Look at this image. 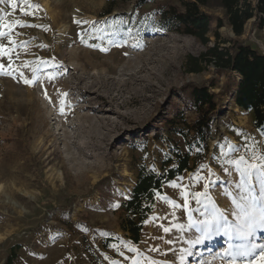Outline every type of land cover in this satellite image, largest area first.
Listing matches in <instances>:
<instances>
[{
	"label": "rangeland",
	"instance_id": "374dc122",
	"mask_svg": "<svg viewBox=\"0 0 264 264\" xmlns=\"http://www.w3.org/2000/svg\"><path fill=\"white\" fill-rule=\"evenodd\" d=\"M31 2L41 9L29 16L20 11L21 7L31 11L20 0L15 10L0 5L10 13L9 22L20 20L48 29L14 27L13 39L18 44L28 42L17 49L15 63L54 57L63 68L51 81L47 74L56 70L45 68L34 85L18 82L19 77L0 76V264H8L13 249L17 256L12 264H131L129 258L136 256L156 264H181L185 250L191 255H185L184 264H228L221 258L228 241L223 234H214L203 244L187 243L199 233L187 229L182 194L196 208L188 193L207 190L204 204L209 213L224 211L229 222L235 220L230 212L236 176L218 145L224 144L226 151L229 143L239 145L241 151L235 155L251 158L260 155L264 143V128L257 130L252 112L242 111L234 102L233 83L238 76L213 67L189 73V58L200 57L206 46L189 36L153 27L140 32L134 27L132 19L154 14L159 6L180 8L178 0ZM203 11L213 19L210 46L218 41L223 47L245 45L264 53V33L254 20L246 24L242 36H236L219 0H211ZM115 17L123 18V23L113 22L109 31L131 27L133 34L113 37L109 43L104 22ZM217 19L223 20L219 39ZM74 20L98 23L93 28L91 23L81 26ZM82 31L87 44L78 35ZM31 68H22L29 78ZM189 85L210 87L219 103L207 159L164 186L144 223L140 243L134 244L122 227L126 218L122 204L133 191L141 166L160 173L170 144L179 143L184 149L181 138L168 137L164 123L183 111L190 122L195 119L187 109L184 90ZM64 92L67 106L61 115L59 100ZM161 130L165 139L154 140ZM246 139L249 145L257 142L255 152L244 150ZM194 176L205 179L194 182ZM173 183L182 187H172ZM164 196L170 201L166 203ZM193 217L205 218L199 212H193ZM164 227L172 231L165 233ZM257 240L264 242V232L258 231Z\"/></svg>",
	"mask_w": 264,
	"mask_h": 264
},
{
	"label": "trees",
	"instance_id": "16d2710c",
	"mask_svg": "<svg viewBox=\"0 0 264 264\" xmlns=\"http://www.w3.org/2000/svg\"><path fill=\"white\" fill-rule=\"evenodd\" d=\"M211 0H178L181 7L159 6L154 14L145 15L132 23L140 32L156 28L159 32L176 33L189 36L207 47L200 57H190L187 68L189 73H201L209 67L218 72H227L238 76L233 83L236 90L234 102L242 111L252 112L254 127L264 128V53L250 46L235 44L223 47L220 42L212 46L210 34L213 19L203 11ZM225 10L229 25L236 36L244 34L245 26L254 20L264 33V0L253 4L250 0H219ZM108 13L107 15H110ZM156 16L158 18H156ZM223 27V20L217 19L215 36L220 38L218 30ZM187 98V109L195 113L189 121L185 112H177L172 119L166 120L164 128L168 137L182 139L184 149L179 143L170 144V153L162 164L160 173L145 166L138 171L137 182L129 198L122 204L126 218L122 223L123 230L130 235L134 244H139L144 223L152 214L156 196L161 194L165 185L186 172H191L195 164L203 163L209 153L212 139V123L219 110L217 96L210 87L189 85L184 90ZM165 134L156 131L154 140L163 141ZM13 249L8 264L16 258Z\"/></svg>",
	"mask_w": 264,
	"mask_h": 264
},
{
	"label": "snow or ice",
	"instance_id": "6c2138e0",
	"mask_svg": "<svg viewBox=\"0 0 264 264\" xmlns=\"http://www.w3.org/2000/svg\"><path fill=\"white\" fill-rule=\"evenodd\" d=\"M22 5H26L31 11H25L24 7L20 8V11L24 15H34L35 11L40 10L41 6L36 3H32L31 0H20ZM9 4L13 10L17 9V0H0V5ZM10 15L8 11L4 8H0V76H10L13 79L19 77L18 82L22 81L26 85H34L40 79V73H42L45 68H52L56 71L48 72L49 81L56 78L59 75L60 70L63 68L61 64L55 62L53 57L51 60H37L35 62L27 61L23 64H16L14 60L15 57H19L17 49L24 48L27 46V41L22 43H17L13 39V29L16 26L19 27H41L45 31L48 29L42 25L36 24H26L20 20H15L9 22L7 17ZM78 25H85L91 23L93 28L98 23L96 21H83L74 20ZM113 22L118 24L123 23V18L115 17L113 21H105V35L109 38V43L113 42V37L119 38L123 34L125 37L131 36L133 34V28H111ZM7 29V30H4ZM138 31V30H137ZM81 42L87 44L84 40L85 33L82 31L78 34ZM103 39L104 37H97ZM6 41V42H5ZM124 44L127 43V39H124ZM89 47H95L96 45H88ZM122 46V45H121ZM134 47H139V44L133 45ZM41 47H47V45H41ZM102 51H107L105 48H101ZM32 63H37L39 67L31 68ZM22 68H31L33 73L32 77L29 78L25 75ZM68 96L67 92L60 93L59 100V111L61 115L65 114L66 109V98ZM45 97L51 103V97L47 95V90L45 89ZM264 134V130H262ZM257 142L252 141V144L247 143L243 146L244 150L255 152ZM261 153L258 157L254 156L247 158L245 156L237 157L235 154L241 151V146L232 145L229 143L227 145V151L225 150V145L220 144L218 148L220 149L221 156H227V163L233 166L234 175L236 176L235 183L233 185L235 189V194L232 195L231 203L234 206V210L230 212V215L235 217V220L229 222V214L224 211H212L209 213L207 206L204 204V200L208 198L209 192L206 190L204 192H192L188 193V189H184V193H188L195 200L196 208H192L191 202L188 200V196L182 194L184 199L183 207L187 210L188 215V230H195L199 235L195 239L187 241V243L192 246L205 243L207 240L212 239L214 234H223L228 237L227 247L221 252V258H226L228 264H264V242L257 240L258 231L264 232V143H261ZM231 153V155H229ZM255 160L256 162H253ZM227 171V169H224ZM183 180V178H180ZM194 182H199L205 179V177L194 176ZM172 187H182L173 183ZM209 185L205 184L204 188L208 189ZM167 203L170 198L167 196L162 197ZM175 207V202H172ZM119 207V205H115ZM218 207V206H217ZM193 212H199L204 219H194ZM158 218V217H157ZM181 231H184V226H178ZM163 231L165 233L172 231L170 227H164ZM172 243V241H169ZM112 247H117L112 245ZM128 251L132 253H138V249L134 247H128ZM152 251H159L158 249H152ZM124 255L122 252L120 253ZM185 255H191L189 250H185ZM185 255L180 257L181 264H184ZM259 257V259H257ZM131 259V264H156L155 261H147L139 256Z\"/></svg>",
	"mask_w": 264,
	"mask_h": 264
},
{
	"label": "bare ground",
	"instance_id": "6f19581e",
	"mask_svg": "<svg viewBox=\"0 0 264 264\" xmlns=\"http://www.w3.org/2000/svg\"><path fill=\"white\" fill-rule=\"evenodd\" d=\"M87 119H90V118H87ZM101 120V119H100ZM102 122V121H101ZM95 123V122H94ZM68 127V126H67Z\"/></svg>",
	"mask_w": 264,
	"mask_h": 264
}]
</instances>
